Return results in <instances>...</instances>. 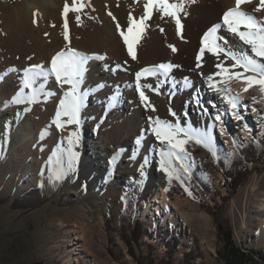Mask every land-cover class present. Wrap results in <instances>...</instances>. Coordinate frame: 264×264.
<instances>
[{
	"label": "rangeland",
	"instance_id": "rangeland-1",
	"mask_svg": "<svg viewBox=\"0 0 264 264\" xmlns=\"http://www.w3.org/2000/svg\"><path fill=\"white\" fill-rule=\"evenodd\" d=\"M51 1L43 3L42 0H0L1 97L9 108L22 112L23 127L28 129L35 125L40 128L42 134L41 140L20 143L10 151L6 160H0V264H35L37 262L70 264L67 262L68 250L70 246L78 242L73 241V226L76 221L88 218L84 216L85 213L89 216L93 214V217H90V225L95 228V234L89 238L93 246L92 256L84 260L78 258L73 264H89L88 260H97L100 264H151V259L155 261V264H166L172 256L171 252H173L174 264H184L185 255L191 251L195 253L193 264H224L219 256L223 244L219 237L217 220L200 201H204L212 208L217 205L222 206L221 219L225 221L224 224L228 228H232L237 243L249 251L264 253V228H261L264 211L260 209L264 200V155L262 160L255 164L248 163L251 169H256L255 173L227 204L224 203V199L230 195L225 188L224 177L216 172V156L214 157L210 150L198 156L191 155L190 172H178L179 178L173 176L168 183L169 200L179 204V209L173 216H147L148 197L135 188H127V193L121 196L115 193L113 187H107L103 194L107 205L98 207L95 198L100 193V182H92L85 176L74 175V167L79 166L77 161L73 166H69L70 159L62 165L64 172L59 180L52 177L48 182L43 181L41 171L48 169V160L53 153L55 125L52 121L55 119L60 100L52 95H41L38 103L14 104L13 99L21 90L20 82L18 83L20 78L6 81L1 75H4V69L11 64L19 67L49 66L51 57L45 56V64L38 61L40 57L26 60L22 57V60L16 59L17 62L16 60L12 62L10 55H6L2 47L16 46L20 50L28 51L34 42L41 39V42H45L50 50H53L51 47H60L61 52L69 47L74 50L81 47V50L90 52L94 57H111V46L106 45L107 41L111 42V16L109 15L111 0H108L109 2L83 0L87 8L84 7L79 13L69 12L67 36L70 40L66 43L63 42L61 33L65 22L64 4L73 5V0ZM203 1L194 0V3L193 0H185L184 12L180 14L181 21L184 20L182 24L196 17L195 9L198 3L203 4L208 0ZM146 2L147 0H120L117 7L118 10L131 12L134 15L135 6L146 4ZM30 4H34L35 8L29 9ZM95 9L101 10L102 16L92 19L89 15V19H86L85 15ZM55 15L60 17L58 21L55 18V21L53 20ZM77 15L80 17L79 22L76 19ZM92 23L95 24L94 28L91 26ZM160 25L161 22H158V29ZM89 32L96 33V41L105 44L100 46L95 43L94 46H86L83 37L87 38ZM46 50L48 51V48ZM51 53L52 51L49 55ZM153 60L151 58L148 61ZM85 74H87L86 71ZM41 84L45 85L44 91L49 92L46 90L50 85L49 79L44 83L40 82ZM23 91L31 94L29 89ZM85 102V107L81 111V124L77 131L79 140L85 148L80 151V154L90 149L86 145L93 144L89 133L91 121L86 115L88 108L94 102V95ZM251 113L254 114V112ZM176 119L173 121L175 122ZM252 119L255 120V118ZM183 120L186 121L185 118ZM233 126L238 127L234 123ZM252 126L256 128V122ZM262 128V131L258 133L238 139L236 147L229 145L226 140L216 138L214 150L222 151L228 162H234L239 155L243 154L242 149H246L250 143L264 142V125ZM18 130L20 131L19 127ZM5 132L4 127L0 125V144L4 140ZM31 167L35 172H32L34 174H31L32 176L28 175V169ZM195 168L199 171L198 178L209 187V194L202 193L192 183L191 175ZM164 177H162L163 180H165ZM256 177L260 178V184L253 191L251 186ZM175 181H179L181 186H176ZM139 219L142 221V229L145 233L138 245L135 242L130 245L136 253V256H132L130 246L124 241L123 235L130 236L131 226ZM244 219L248 223L247 229L243 228ZM175 238H179L176 250L173 249L174 244L176 246Z\"/></svg>",
	"mask_w": 264,
	"mask_h": 264
},
{
	"label": "bare ground",
	"instance_id": "bare-ground-1",
	"mask_svg": "<svg viewBox=\"0 0 264 264\" xmlns=\"http://www.w3.org/2000/svg\"><path fill=\"white\" fill-rule=\"evenodd\" d=\"M42 2L49 3L52 1L42 0ZM119 2L120 0H111L110 2L112 13L111 42L107 41L106 45L111 46V57L105 58L101 56L97 59L90 52L81 50V47L78 50L76 48V51L82 55L90 56L85 65L87 74L83 76L81 88L85 94V101L91 99V95H94V102L88 108L86 115L91 121L89 133L93 144L86 145L90 149L80 154V151L85 149L80 140L78 144H68L70 133L78 131V127L72 125L60 130L54 126L53 153L48 160V169H43L41 176L44 182L50 181L52 177L56 178L59 169L70 159L69 150L71 149L72 152L77 154L76 161L79 166L74 167L73 174L85 176L90 181L100 182L101 184L100 193L95 198V203L98 207L107 205L106 198L103 195L107 187H113L114 191H116L115 193L121 196L127 193V188H135L148 197L147 216H173L178 211L179 204L169 200L167 196L170 178L159 168V151L164 146L159 144L152 133L148 131L150 127L148 118L150 116H158L162 120L171 122H174L173 120L177 118L183 126H187L183 120L185 118L190 120L193 127L204 128L206 126L207 128L212 122V117L218 112H222L224 131L223 134H220L219 122H217L216 129L211 130L214 140L216 138L226 140L229 145L236 147L238 139H244L249 134L262 131L264 125V91L261 90L258 84H253L249 87L240 79L222 80L221 77H215L219 82L218 86L224 88L229 95L239 97L241 102L240 114L243 119L237 120L231 115L230 106L225 99L216 92L211 91L205 83V77L219 71L215 67L217 63L216 57L205 52L200 61L202 66L197 67L198 56L202 47V37L214 25L222 23L223 14L235 8L236 0H208L203 4L198 3L195 9L196 14L195 12L193 13L196 17L188 19L187 23L182 24L180 29H178L173 18L162 17L160 12H154V10L152 17L146 20V30L136 45L135 60L129 55L117 29V23L126 29L131 13L118 10L117 5ZM260 3L261 0H251L250 3H245L241 6V11L264 23V9L257 11L260 8ZM28 8H35V5L30 4ZM134 10L135 14L131 13V17L138 20L139 16H143L145 13V4L135 6ZM87 14L85 15L86 19H89V15L94 19L98 16L101 17L102 11L95 9ZM56 15L53 20L55 18L58 21L60 17ZM113 17H115L114 20ZM180 18H182L181 15ZM158 22H161L159 29L157 28ZM91 26L94 28L95 24L92 23ZM61 33L64 38L63 42H68L70 39H66L67 32L64 27L61 28ZM218 35L225 37L227 39L226 47L237 54L247 52L252 55L250 48L244 45L238 37L228 33L226 28L222 27ZM96 36L94 32L88 34L87 37L92 40H88L84 36V44L88 47L94 46L95 43L103 46L105 43L96 41ZM41 41L40 39L34 42L28 51L20 50L16 46L2 48L6 55H10L12 62L16 59L19 61L23 58L26 60L40 57L38 61L45 64L44 60L46 57H51L52 59L58 51L60 52L61 48L51 47L53 50H50V47ZM173 47L176 51H173ZM47 48L48 51L46 50ZM51 51L52 53L49 55ZM151 58L154 60L152 62L148 61ZM221 59L225 58L221 57ZM168 63L176 67L167 74L166 82L159 89L160 94L146 87L143 89L149 97L150 103L156 109L153 112L146 109L144 103L140 100L136 89V73L144 68H155L160 64ZM232 63L233 61L227 60L225 66H230ZM14 65L11 64L13 67L8 65L9 67L4 69V75H1V77H5L6 81L20 78L18 83L20 82L19 86L21 87L23 70L31 65L22 67ZM42 66L45 70L47 67V70H50L51 67V65ZM233 71H242V69H233ZM245 75L251 76L255 74L246 73ZM186 78L187 84L185 83ZM256 78L259 79L258 76ZM48 79L50 85L46 90L54 93L53 97H58L59 100L63 99V92L66 87L64 89L60 88L53 76ZM162 79H165L162 75L148 77L147 79L142 78L140 84L141 86L151 84L155 88ZM40 82L44 83L45 81L42 78L39 79L35 85L36 88H38ZM245 88H248V91H244ZM1 96L0 92V125L6 130L4 140L0 144V160L4 161L15 146L28 140H41L42 134L40 128L35 125L28 129L23 127L22 112L9 108ZM197 97L200 100V105L195 103V98ZM123 105H126V107H122ZM243 105H247V109H244ZM204 109H207L208 115L204 114ZM247 110L254 112V114L251 112L250 114L246 113ZM172 112L176 114L175 117L171 115ZM185 113H187V117H185ZM252 118H255V120L253 121ZM255 122L257 124L256 128L252 126ZM233 123L238 125V127L233 126ZM245 124H247V128ZM138 138L142 142L141 145L136 144ZM190 158H186L183 162L173 159L171 165L177 172L187 173L185 164L189 165ZM32 169V167L28 169V175L30 176L34 175L32 172L35 173ZM163 176H165V180L162 179ZM259 179L257 177L254 178L251 186L253 191L258 188ZM260 209L264 211V200ZM89 211L92 210L89 209ZM84 216L88 218L76 221L73 226V241L78 242L70 246L68 250L69 259L67 262L70 264H73L78 258L84 260L92 256L93 246L89 238L95 234V228L90 225L93 214L89 216V214L85 213ZM243 228H248V223L245 219ZM261 228H264V220ZM88 261L89 264H100L97 260Z\"/></svg>",
	"mask_w": 264,
	"mask_h": 264
},
{
	"label": "snow or ice",
	"instance_id": "snow-or-ice-1",
	"mask_svg": "<svg viewBox=\"0 0 264 264\" xmlns=\"http://www.w3.org/2000/svg\"><path fill=\"white\" fill-rule=\"evenodd\" d=\"M194 2V0H193ZM251 0H236L235 8L228 10L222 16V23L214 25L209 31L202 37V47L200 48L197 67H201L200 61L202 60L205 52L210 53L216 57L217 63L215 67L219 70L216 73L205 77V83L207 87L217 94L221 95L225 99L226 103L230 106L231 115L237 119H243L240 114L241 102L238 96H231L224 88L218 86L219 82L215 77H221V79L236 78L243 80L249 87L253 84H258L262 91H264V23L258 21L253 16L241 11V6L245 3H250ZM185 0H147L145 4V13L138 20L129 16V23L125 28H122L117 23V29L123 39L124 44L127 47V51L133 60L136 59V45L139 42L143 32L146 30V20L150 19L153 15V11L156 10L162 14V17L167 16L175 20L178 29L182 28L180 14L184 12ZM85 7L83 0H73V5H65L63 15L65 17L64 29L68 30L69 25L67 22V16L69 12L79 13ZM264 9V0H261L260 8ZM111 16L112 13L109 12ZM79 22V15L76 17ZM115 19V17H113ZM226 28L227 32L239 38V40L247 45L252 55L247 52L237 54L232 49L226 47L227 39L218 32L221 28ZM163 31V29H161ZM66 39L68 37L66 36ZM173 51L176 49L173 47ZM224 57L225 59H221ZM99 59L100 57H96ZM259 58V59H257ZM89 57L82 55L76 50L69 47L65 51L57 53L51 59L50 70H45L43 66L36 65L30 66L23 70V78L21 83V90L17 97L13 99L14 104H34L40 102V96L54 95L52 92H45V85L41 84L39 89L35 87L39 79L47 81L50 76L55 78V82L60 88L66 90L63 92V99L59 101L58 111L56 112L55 119L52 123L60 130H64L67 127L76 125L79 127L81 124V111L85 107V94L82 91L81 85L85 72V65ZM231 60L233 63L230 66H225L226 61ZM176 66L171 63L160 64L155 68H144L140 72L136 73V89L139 93L140 100L144 103L146 109L153 112L156 111L155 107L150 103L149 97L143 90L144 87L159 93L160 87L164 85L167 79V74ZM233 69H242V71H233ZM246 73H253L255 75L246 76ZM162 75L165 79L160 80L156 87L153 88L151 84L141 86V79H147L148 77H157ZM259 77L257 79L256 77ZM187 84V78L185 79ZM29 89L31 94H26L23 90ZM244 91H248L245 88ZM195 103L200 105L199 98H195ZM244 109H247V105H243ZM27 110V109H26ZM204 114L208 115L207 109H204ZM173 117L176 116L174 112L171 113ZM222 112H218L212 117V122L207 128L193 127L190 120L186 119V125L183 126L179 119L175 122L169 120H162L157 117H149V129L154 136L155 140L164 147L159 151V168L165 172L171 179L175 176L179 178V173L172 167L171 161L177 159L185 161L190 157L187 145L190 142L203 145L208 150L213 152L214 157L216 152L214 150V135L211 131L216 129L217 122H219L220 134H223V120ZM187 117V113H185ZM247 128V124H245ZM79 142V133L73 131L69 135L68 144L75 145ZM137 145H141L142 142L138 138L136 140ZM70 151L69 166L75 164L77 154ZM185 170L190 172V166L185 164ZM64 168L61 167L57 172L56 178L59 179L63 175Z\"/></svg>",
	"mask_w": 264,
	"mask_h": 264
},
{
	"label": "trees",
	"instance_id": "trees-1",
	"mask_svg": "<svg viewBox=\"0 0 264 264\" xmlns=\"http://www.w3.org/2000/svg\"><path fill=\"white\" fill-rule=\"evenodd\" d=\"M188 152L191 155H201L205 152H208V149L203 145L195 144L190 142L187 146ZM222 151H216L215 157V168L218 175L224 177L225 188L229 192V197L224 199V203H228L232 198H234L241 187L246 185L251 176L255 173L256 169H251L248 166V163L255 164L256 162L262 160L264 155V142L255 141L250 143L246 149H242L241 155L237 157L234 162H228ZM255 168V167H254ZM198 169H194V173L191 175L192 183H194L202 193L209 194V187L203 183L198 178ZM193 177H195L193 179ZM176 186H181L179 181H175ZM199 195V193H196ZM200 196V195H199ZM202 206L205 207L210 213L215 216L217 220L219 230H220V239L223 244L222 250L219 251V256L223 260L224 264H264V253H260L254 250L244 249L240 246L234 236L232 228L226 226L225 221H222L221 212L222 206L217 205V207L212 208L204 201H200ZM131 235H123L124 241L129 244L135 242L137 245L140 240L143 238L145 231L142 229V221L137 220L136 224L131 226ZM153 236V235H152ZM176 246L174 244V250L177 248L179 243V238H175ZM130 253L132 256H136L134 249L130 246ZM171 258L167 261L166 264H174L173 252H171ZM257 256H259L257 258ZM195 259V253L191 251L185 255L184 264H193ZM35 264H44L43 262H37ZM151 264H155V261L151 259Z\"/></svg>",
	"mask_w": 264,
	"mask_h": 264
}]
</instances>
